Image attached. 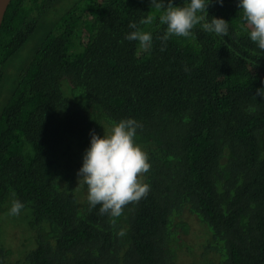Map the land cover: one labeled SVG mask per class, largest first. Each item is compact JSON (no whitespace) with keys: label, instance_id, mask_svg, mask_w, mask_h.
Returning a JSON list of instances; mask_svg holds the SVG:
<instances>
[{"label":"trees","instance_id":"obj_1","mask_svg":"<svg viewBox=\"0 0 264 264\" xmlns=\"http://www.w3.org/2000/svg\"><path fill=\"white\" fill-rule=\"evenodd\" d=\"M63 1L11 0L1 24L0 92L4 63L45 38L0 105V264H264V52L238 0L208 5L227 36L197 25L167 42L151 0H71L47 23ZM131 23L152 34L149 50L125 38ZM128 118L150 191L113 225L78 170L91 133Z\"/></svg>","mask_w":264,"mask_h":264},{"label":"clouds","instance_id":"obj_2","mask_svg":"<svg viewBox=\"0 0 264 264\" xmlns=\"http://www.w3.org/2000/svg\"><path fill=\"white\" fill-rule=\"evenodd\" d=\"M223 3V0H217ZM211 0H188L184 6H176L172 0H151V5L162 10L158 16L159 23L166 25L163 42L173 36L189 37L195 26L200 25L208 33L227 36L229 23L223 18L208 19V5ZM238 7L243 11V21L248 26V35L257 48L264 52V0H238ZM155 17L148 15L139 21L141 25H151ZM125 37L129 41H138L144 50L152 46L153 36L150 32L138 28ZM187 71V69H185ZM257 95L264 97V88L257 89ZM137 121L132 118L112 122L107 133L99 136L91 133L90 147L83 157L82 167L78 170V183L87 185V201L90 209L99 206L101 215L107 214L115 225L117 219L124 215L129 204H136L145 198L150 185L140 177L150 170L148 154L135 143ZM24 204L13 200L9 214L18 216ZM124 236L126 230L121 228L117 233Z\"/></svg>","mask_w":264,"mask_h":264},{"label":"rangeland","instance_id":"obj_3","mask_svg":"<svg viewBox=\"0 0 264 264\" xmlns=\"http://www.w3.org/2000/svg\"><path fill=\"white\" fill-rule=\"evenodd\" d=\"M71 0H66L63 2H59L54 6L52 14L47 19V23H57L61 16L68 8V2ZM45 38V30H43L39 35L34 36L31 35V38L26 40L22 47L10 58L7 63H4V75L1 79V92H0V105L5 100V98L12 92L13 88L15 87L18 78L20 76V72L22 68L29 62L31 59L35 49L42 43ZM194 226L198 229L203 231V234H211L212 230L211 227L204 222L201 217L198 220L193 218ZM15 229V226H10L6 233H11ZM204 241L207 240L205 235H202ZM31 242V241H30ZM219 249L221 248V242L218 241L216 243ZM225 251V250H224Z\"/></svg>","mask_w":264,"mask_h":264},{"label":"water","instance_id":"obj_4","mask_svg":"<svg viewBox=\"0 0 264 264\" xmlns=\"http://www.w3.org/2000/svg\"><path fill=\"white\" fill-rule=\"evenodd\" d=\"M10 2L11 0H2V3H0V29H1V24L3 22V19H4L5 12Z\"/></svg>","mask_w":264,"mask_h":264},{"label":"snow or ice","instance_id":"obj_5","mask_svg":"<svg viewBox=\"0 0 264 264\" xmlns=\"http://www.w3.org/2000/svg\"><path fill=\"white\" fill-rule=\"evenodd\" d=\"M0 3H2V0H0Z\"/></svg>","mask_w":264,"mask_h":264}]
</instances>
